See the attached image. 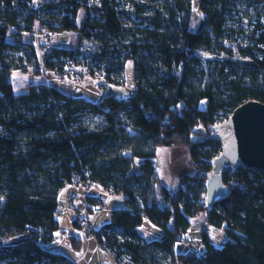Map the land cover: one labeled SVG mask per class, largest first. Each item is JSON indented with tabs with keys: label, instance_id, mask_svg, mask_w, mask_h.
<instances>
[{
	"label": "trees",
	"instance_id": "obj_1",
	"mask_svg": "<svg viewBox=\"0 0 264 264\" xmlns=\"http://www.w3.org/2000/svg\"><path fill=\"white\" fill-rule=\"evenodd\" d=\"M35 1L44 0H0V264H74L47 249L59 230V196L72 184L125 197L124 207L98 230L86 220L73 222L117 264H264V172L226 170L229 196L207 210L205 182L222 146L196 133L204 128L211 134L247 102L264 104V24L255 25L251 45L244 47L226 27L232 5L242 0H200L203 18L196 30L192 0H56L57 19ZM254 2L264 10V0ZM80 6L89 16L79 27ZM124 16H131L130 25ZM37 25L47 32H79L80 46L87 45L50 53L45 47L40 64L36 50L22 43ZM229 44L246 61L223 55ZM9 47L22 50L25 59L7 55ZM129 60L136 88L127 99L110 95L92 103L47 82L18 94L12 83L15 71L35 68L36 74L50 71L64 80L75 67L93 78L104 75L102 86L121 85ZM88 115L101 116L102 124L86 127L82 120ZM162 148L186 149L196 170L181 177L177 190L157 189ZM204 213L205 251L176 254V243ZM146 220L161 230L158 238L139 231ZM222 232L226 239L216 247L213 234ZM69 241L72 250L82 249L81 238L72 235Z\"/></svg>",
	"mask_w": 264,
	"mask_h": 264
},
{
	"label": "rangeland",
	"instance_id": "obj_2",
	"mask_svg": "<svg viewBox=\"0 0 264 264\" xmlns=\"http://www.w3.org/2000/svg\"><path fill=\"white\" fill-rule=\"evenodd\" d=\"M126 3L128 0H124ZM146 1V0H145ZM97 3V0H91V4ZM200 0H192L190 2V8L193 11L192 16V29L196 30L199 26L203 14L199 8ZM56 0H44V1H35L34 6L37 8L44 5V7H49V10H46L44 13L50 19H57L59 17V12L56 11ZM126 10H130V6L126 4ZM88 9L86 6H80L78 8L76 23L80 27L82 23L88 18ZM131 16H124L122 21L125 25H130ZM261 21L264 24V10L261 5H258L254 0H242L231 7V12L227 15L226 27L230 31H234L235 41L246 47L251 45L250 35L254 30L255 25ZM47 33V29L42 28L40 25L35 27L33 34H25L22 37V43L24 45H29L36 50L39 63L43 64V60L46 57V50L48 43L45 44L41 39V36ZM10 43L15 45V39L10 37ZM80 46V33L79 32H65L53 38L49 46L52 48L63 47L69 49H85L86 43ZM46 47V50H45ZM6 54L14 58L20 57L25 59V54L22 50L9 47L6 50ZM223 55H226L230 59H238L240 56L237 53L235 45L229 44L226 48V51ZM211 59H215V56H208ZM241 58V57H240ZM242 61H246V58H241ZM215 62V61H214ZM28 65V62L24 63ZM214 64V63H213ZM90 66H82L86 69ZM246 78H251V74L248 71ZM41 82H48L50 85H53L63 91L67 96L85 99L92 103H99L106 96L113 95L118 99H127L135 93L136 81H135V70L133 61L129 60L126 63L124 71V83L121 85L118 84H98L96 80H82L77 83H70L68 80L58 79L52 72L46 71L45 75L36 74L35 68H30L26 73L15 71L12 75V83L15 89V92L18 94H26L29 91L31 85L39 84ZM207 106L206 100L202 102L200 107L205 109ZM83 123L86 127L92 128L99 126L103 122L101 116L88 115L83 118ZM161 168H159V174L163 183L167 184V187L171 190H177L180 184V179L184 175H194L196 170L192 167V162L190 155L186 149L180 148H162L159 150ZM161 187L160 182L157 185V189ZM159 190V189H158ZM65 192V191H64ZM64 194H61V207L59 211L62 215L58 216L61 228L59 230L60 238L56 239V242L48 246V250L51 253H59L65 257L71 258L72 260L79 257L78 252H74L70 249L67 238L72 233L79 235V231L73 226V216L71 211L68 209L66 202L64 201ZM125 202L124 198H113L105 206L104 210L98 211L94 216H92L91 223L94 227H102L105 223L111 222L112 218V209L116 206ZM119 208V207H117ZM121 208V207H120ZM100 212V213H99ZM203 217L199 215L197 218L200 220V225L196 227H201L204 224ZM80 236V235H79ZM78 236V237H79ZM219 241H224L226 235L222 232L216 236ZM5 244L16 243V240H8L4 242ZM103 253V252H102ZM105 257L107 256L111 261V264H115L112 256L104 252ZM80 258V257H79ZM78 258V259H79Z\"/></svg>",
	"mask_w": 264,
	"mask_h": 264
},
{
	"label": "water",
	"instance_id": "obj_3",
	"mask_svg": "<svg viewBox=\"0 0 264 264\" xmlns=\"http://www.w3.org/2000/svg\"><path fill=\"white\" fill-rule=\"evenodd\" d=\"M196 133L219 141L222 146V152L211 162L205 182L204 205L212 210L229 196L230 190L223 181L226 170L244 167L264 172V104L247 102L235 109L229 119L214 125L211 134L204 128H198Z\"/></svg>",
	"mask_w": 264,
	"mask_h": 264
},
{
	"label": "crops",
	"instance_id": "obj_4",
	"mask_svg": "<svg viewBox=\"0 0 264 264\" xmlns=\"http://www.w3.org/2000/svg\"><path fill=\"white\" fill-rule=\"evenodd\" d=\"M158 155H159V152H158ZM160 163H161V160H160V155H159V163H158L159 168H161ZM160 184H161V186H167L166 183L162 182L161 176H160ZM61 194H64L63 199L66 202L68 209L72 213L73 222L76 218L81 216L89 223L88 227L90 229L92 228L95 230H98L101 227H94L93 226V224L91 223L92 216H94L98 211H100V209L104 210L106 204L108 202H110V200H112L113 198H116V197L121 198L122 197L125 200V197L123 195L113 196V195L107 194L102 189H90V188L86 189L84 186L79 185V184L68 185L67 187H65L62 190ZM61 194L59 196V203H60L59 209L61 207ZM87 198H92V200L101 201L102 204L100 206H95L94 204L90 205L87 202ZM124 205H125V202H123V204L121 203L120 206H116L115 208H113L112 212H113V210L118 209L117 207H119V208L124 207ZM58 212H59V215H62V213L59 210H58ZM58 221H59V219H58ZM199 222H200L199 219L195 220L192 228L185 235L184 240L182 242L176 243V245H175V253L176 254H189V253L196 251V250L200 251V252L205 251V248L202 244V226L196 227L198 224L200 225ZM203 222H204L203 224H205V219ZM108 223H110V222H107L104 225H106ZM60 228H61V225L59 222V230H60ZM59 230L55 234L54 243L56 242V239L60 238ZM77 230L80 232L79 233L80 236L71 232V234L67 238V242H68V245L71 249V245H70V241H69L70 236L74 235L77 238H81L83 240L82 249L80 251H74L73 250L74 252L79 253L80 258L78 257L79 259L77 258L74 260H72L71 258H68V257L67 258L71 262H73L74 264H111V262H110L111 260L107 256L105 257V255H104V252H106V251H104L100 247L96 238L93 236L90 237L87 234L86 229H84V230L77 229ZM139 231L145 237L150 238V239L158 238L161 234V230L158 227H156L150 220H146L143 223V225L139 228ZM85 232H86V234H84ZM217 235H218V233L213 234L212 242L216 247H221L223 245V241H219L216 238ZM55 254H59V253H55ZM59 255H61V254H59ZM110 255L112 256L113 260L115 261L114 256L112 254H110ZM115 264H117L116 261H115Z\"/></svg>",
	"mask_w": 264,
	"mask_h": 264
},
{
	"label": "built area",
	"instance_id": "obj_5",
	"mask_svg": "<svg viewBox=\"0 0 264 264\" xmlns=\"http://www.w3.org/2000/svg\"><path fill=\"white\" fill-rule=\"evenodd\" d=\"M60 34L62 33H57V32H47V33H44L42 36H41V39L44 41L45 44L48 43V46H47V52L50 53L52 51V47L49 46V43L50 41L53 39V38H56L57 36H59ZM73 69V70H72ZM71 69V72L72 73H68L64 79L65 80H68L70 82H79V81H82V80H96L98 83H101L104 81V75L102 74H97L96 75V78H93L90 76V74L88 73L87 70H80L81 72L79 71H76L75 67H73ZM79 70V69H78ZM58 79L60 80H63V78H61L60 76H56ZM158 163H159V157H158ZM90 189H101L100 187H95V186H90ZM203 217L206 215V213L204 214H201ZM79 221L80 222H84L83 224H86L85 222V219L83 217H78ZM198 218H196L197 220ZM86 234V232L84 233ZM124 264H127V263H124Z\"/></svg>",
	"mask_w": 264,
	"mask_h": 264
}]
</instances>
